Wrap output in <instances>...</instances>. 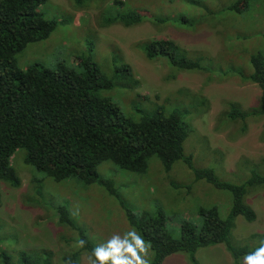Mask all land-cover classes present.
Masks as SVG:
<instances>
[{
    "label": "rangeland",
    "instance_id": "1",
    "mask_svg": "<svg viewBox=\"0 0 264 264\" xmlns=\"http://www.w3.org/2000/svg\"><path fill=\"white\" fill-rule=\"evenodd\" d=\"M233 3L237 7L229 9ZM39 11L55 21V28L46 39L27 44L16 54L19 68L34 63L50 69L61 62L75 69L80 61L94 64L113 79V88L104 95L125 115L151 114L157 106L177 109L186 133L183 156L191 160H178L166 170L152 156L141 173L104 161L97 173L111 181L115 190L111 194L99 182L55 181L25 163L24 149L16 151L11 165L19 186L0 181V264L7 260L20 264L25 258L61 264V255L77 250V231L57 224L59 205L68 208L70 219L94 247L132 229L144 238L129 221L128 210L137 222L143 213L161 212L174 238L182 220L201 222L200 208L216 207L226 217L231 191L197 179L195 172L210 169L219 181L233 185L264 174V116L227 117L232 108L246 110L258 104L260 88L242 79L253 69V55L264 59V0H47ZM128 12L139 13L142 22L130 27L104 24L106 18ZM157 39L186 49L190 59L211 67L213 78L207 81L206 73L180 72L158 60L162 58L147 59L141 47ZM127 65L133 75H123ZM242 201L255 218L248 222L233 217L230 242L237 247L260 246L264 238L251 235L264 236V184L247 187ZM89 255L84 252L78 264H88ZM152 260L150 248L149 264ZM234 261L225 245L216 244L200 248L193 258L188 252L170 254L159 264Z\"/></svg>",
    "mask_w": 264,
    "mask_h": 264
},
{
    "label": "trees",
    "instance_id": "2",
    "mask_svg": "<svg viewBox=\"0 0 264 264\" xmlns=\"http://www.w3.org/2000/svg\"><path fill=\"white\" fill-rule=\"evenodd\" d=\"M46 1L0 0V181L13 188L19 186L20 179L11 160L20 149L26 151V164L55 181L78 179L85 184L99 182L111 194H115L111 181L100 179L97 173V167L104 161L137 173L145 171L152 156H156L166 170L178 160L189 163L191 158L183 156L186 133L182 115L177 109L164 111L163 107L157 106L151 114L125 115L117 103L104 95L106 90L113 88V79L105 77L88 61H80L79 69L63 62L54 69L38 63L25 69L18 67L16 54L27 44L46 39L55 28V21L39 11V6ZM235 7L237 3L229 9ZM141 22L139 13L128 12L108 17L104 24L130 27ZM141 49L149 60L162 58L158 60L176 66L180 72L206 73L207 81L213 78L210 66L190 59L186 49L170 40L149 41ZM251 63L253 69L243 76L242 81L258 85V104L246 110L232 108L230 113L227 112L228 118L247 120L253 115L264 116V59L261 54H255ZM122 72L124 76L133 75L128 65ZM195 175L217 188L231 191L233 201L229 214L223 217L216 207L200 208L201 222L193 224L182 220L179 236L174 238L161 212L152 216L143 213L137 222L128 210L129 221L149 241L153 252L151 264H159L176 252H188L193 258L200 248L216 244L225 245L235 264H241L244 255L259 246L237 247L230 242L233 217L242 216L248 222L254 220L252 209L242 199L247 187L264 184V174H253L242 185L219 181L210 169L196 170ZM56 213L59 227L77 231L78 242L81 239L86 241L83 247L79 246L69 255H61V264H78L82 254H91L95 247L70 219L66 206H57ZM251 236L264 238L257 234ZM5 264L11 263L7 260ZM20 264L38 262L25 258Z\"/></svg>",
    "mask_w": 264,
    "mask_h": 264
},
{
    "label": "clouds",
    "instance_id": "3",
    "mask_svg": "<svg viewBox=\"0 0 264 264\" xmlns=\"http://www.w3.org/2000/svg\"><path fill=\"white\" fill-rule=\"evenodd\" d=\"M86 244L79 240V246ZM150 245L136 230L123 235L113 234L104 243L98 244L88 256V264H149ZM243 264H264V240L253 252L243 257Z\"/></svg>",
    "mask_w": 264,
    "mask_h": 264
}]
</instances>
